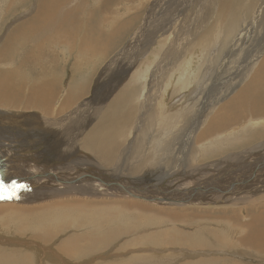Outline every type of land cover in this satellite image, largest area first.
Segmentation results:
<instances>
[{
  "label": "bare ground",
  "instance_id": "6f19581e",
  "mask_svg": "<svg viewBox=\"0 0 264 264\" xmlns=\"http://www.w3.org/2000/svg\"><path fill=\"white\" fill-rule=\"evenodd\" d=\"M143 1L83 0V8L67 10L72 0H39L33 19L14 29L0 54L7 57L17 46L33 41L36 50L27 53L23 60L25 64L29 62L31 67L46 66L51 61L55 63L58 60L54 49L57 44L77 46L81 54H91L99 58L128 34L139 18L138 10ZM246 1H212V5L216 6L214 16L217 23L227 18V24L230 23L231 13L238 9L246 8L249 13L245 9L246 16L244 21L242 20L241 29L235 33L238 34L236 44L232 45L228 52L204 55L203 61L209 66H205L195 77L199 81L207 82L192 90L187 87V83H182L174 90V93L186 90L185 95L191 96L188 101L195 100L200 106L193 110L184 108L183 111H178L183 113L180 116L168 107L170 117L167 118V124L172 128L181 129L184 126L189 130L178 134L164 132L158 137L155 142L165 144L154 147V152L160 154H153L163 161L154 158L152 153H149L147 158L146 152L144 153L146 145L138 146L139 150L134 151L132 146L137 140L132 144L133 139L121 151L118 141L119 133L123 129L137 123L140 127L146 116L160 112L163 96L170 87L167 83L163 84V78L170 76L169 67L164 68L161 64L159 69L155 70V73L159 72L161 75L159 83L152 81L146 86L153 94L146 92V100L142 101V88L139 86L141 84L130 72L121 83L101 86L106 79L116 74L107 72V69L110 70L111 65L116 63L113 59L109 60L94 79L96 90L99 86L103 87L99 95L95 91L97 94L85 97L83 90H87V87L78 86V91L68 93L64 102L56 104L55 107L50 106V100L53 99V91L58 88L59 82L44 80L39 84L37 81L32 84V77L22 74V66L0 70V105L31 110L33 113L30 120L38 126L31 125L36 140L29 148H20L16 162H12V158L10 163L5 159L2 161L0 177H5L6 183L26 185L27 188L17 192L16 195L21 198L18 203L11 202L15 198L0 201V213H3L0 216V228L16 225L24 228L39 227L44 230L42 237L45 243L42 246L50 248L54 242L51 238L57 236L56 231L65 232L67 227H78L75 225L80 221L77 216L83 215V210L87 212L84 217L94 218V215L98 216V210L104 208L113 220L106 223L104 219H100L103 218L99 217L100 215L95 216L96 219L93 220L94 224H101L100 230L105 234L97 239H89L72 232L65 233L60 236L63 242L62 253L67 251L74 256L72 252L80 254L83 248V252L86 251L83 257H87L94 249L116 245L114 241L122 235H131L141 229L140 225L134 223V219H146V227L155 228L148 231L149 235L144 236L149 237V240L141 237L147 231L141 232L142 235L136 232V239L133 237L135 241L140 244L141 241L146 244L151 242L150 245L160 249L171 246L175 249L167 251L172 254L166 252L161 254L164 257H150L152 253L147 256V253L140 251L141 248H137L140 253H131L127 261L118 256L121 259H107L101 264H210L212 261L217 264H246L249 257L264 259V0H250L249 4ZM196 3L197 0H186L183 4H173L174 7L180 8L173 11H188L191 5ZM210 13L203 14V18L197 20L198 26L194 25V37L190 38L195 47L203 42L208 32L205 27L206 18L212 19ZM250 14L256 15L252 17V21L249 19ZM62 15L70 17L74 22L72 33L61 29L51 30ZM259 17L261 20L256 23ZM78 18L91 20H83V27L79 28L81 22ZM162 20L161 18L160 21ZM143 25L139 27L141 30L149 26ZM105 26H110L109 34H104ZM218 28L220 34L224 33L226 38L231 37L230 27ZM140 29L136 31L137 34L133 33L124 49L114 56L116 61L121 58L122 53L121 61L125 66L136 62L138 58L144 59L149 43L142 40L144 37ZM171 29V25L167 24L162 31ZM154 30L155 35L161 29L155 26ZM189 32L187 29V34ZM80 34L83 35L81 44ZM174 38L177 40L179 37ZM175 42H171L172 48H169H174L171 52L179 54V41ZM191 42L187 39L189 48L192 47ZM206 42L209 43L208 49L214 50L211 37L207 36ZM45 51L52 55L41 60ZM132 52L134 53L130 54ZM169 52L170 50L166 49V59L160 62L171 63L170 56L173 54ZM210 58L216 66L206 60ZM219 59L222 67L217 63ZM146 63L149 64L150 60L142 61L140 65L146 66ZM224 66L231 67L230 70L235 74L226 77ZM20 76L23 79H20ZM189 79L187 81H190ZM74 88L75 86L70 89ZM52 110L53 114H61V118L55 117L56 115L50 118ZM143 111L146 112L140 118ZM96 116L101 117L99 123L89 126L83 133L80 123L94 122L97 120ZM51 125H54L55 134L48 133V127ZM253 130L256 131L251 133ZM73 133L76 134L72 137ZM147 137L144 135L143 139ZM82 138L83 147L89 152L86 153L89 161L93 157L90 152H93L101 167L117 160L115 166L95 168L97 162L94 161L90 162L95 163L94 167L88 165L85 162L86 151L76 144ZM240 142L244 144L240 145ZM0 144L10 146L11 142L0 140ZM71 146H78L82 151H71ZM58 148H64V151ZM55 149L59 150L55 155H59H54L51 160L58 159L61 165L69 163L67 166L58 168L57 160L56 163L50 162L52 165L47 161L38 164L30 154L31 151L50 155ZM23 155L26 157L23 158ZM83 155L85 158L82 159ZM64 159L69 162L66 163ZM174 159H177L178 163H174ZM131 161L132 169H129ZM136 176L137 179L132 182V178ZM111 196L121 199L113 200ZM100 212L103 213L101 210ZM82 215L80 218L84 219ZM71 216L76 217L78 221H72ZM13 222L14 224H11ZM215 242L229 249L236 243L240 249L227 250L224 255H202L201 251L195 250L212 248ZM181 248L185 249L179 250ZM31 257L34 260V256ZM93 259L94 257L91 261ZM98 261L96 259L95 263Z\"/></svg>",
  "mask_w": 264,
  "mask_h": 264
},
{
  "label": "rangeland",
  "instance_id": "374dc122",
  "mask_svg": "<svg viewBox=\"0 0 264 264\" xmlns=\"http://www.w3.org/2000/svg\"><path fill=\"white\" fill-rule=\"evenodd\" d=\"M207 1L208 2L206 3V0H197L196 4L191 5L190 10L185 11L184 9H182L180 12H178V11H173V9L180 10V8L176 6L175 8L173 4H179V3L183 4V2H186V0H180V1L179 0H144L143 3L141 4V7L138 10L139 18H137V21L134 22V24L131 26V29L128 32V34L124 38L122 37L123 39L121 38V40L113 47V49H111L110 51H108L110 48L107 49L108 52L106 51L107 53H105L104 55H101L99 58L93 57L91 56V54H81L80 50H77L76 48L77 46L74 47L73 45L68 46L64 44L63 45L57 44L56 47H54V49H56L55 51L58 55L57 56L58 60L55 63L54 61H51L46 66L38 65V67L35 68V67L29 66L28 65L29 62H27L26 64L23 62L24 58L27 56V53H29L31 50H36L34 42L28 41L27 43H24L23 46H20V45L17 46L15 48V51L13 50L10 53V55L7 57H2L0 54V70H5L9 68H17L19 66L20 67L22 66L21 67L22 74L25 76L28 75L29 77H32L31 78L32 84H35V81H37L39 84L43 82L44 80H53V81L59 82L58 88L55 91H53L54 97L52 100H50V106L55 107L56 104L60 105L64 102L65 97L66 95H68V93L78 91V86H82V87L86 86L87 90H83L84 94H86L85 97H92L93 94L98 93L97 95H99L102 92L103 87L104 86L106 87L110 83L114 84V83H119V82L121 83L125 81L129 72L131 73L130 75H132L137 80V82L141 84L139 85L142 88V90L140 91L141 92L140 96H141V100L144 101V99L146 100V92L149 91V89L146 88V86H149L152 81H156L159 83L158 79L161 78L160 73L159 72L155 73V70L159 69L161 64H163L164 68L169 67L168 73L171 71V73H169L170 76L166 78L162 77L163 84L167 83L169 84L168 86L170 87L165 92L166 94H164L163 96V102L161 103L160 112L158 114L154 113L150 116H146L145 120L142 122L140 127L137 123V124H134L133 126L126 127L125 129H123V131L119 133L118 142L120 143V146H121L120 151L121 149L125 148L126 144L131 143V141L134 139L132 144L134 143V141L137 140L136 144H133L132 146L134 148L133 149L134 151L139 150L138 146L145 147L146 145L147 148L146 150H144V153L146 152L147 155L146 154L145 155L147 158L150 155L149 153H152V154L154 153L158 155L160 153L156 151L154 152V147L163 146L165 143H156L155 141H157L158 137H160L164 132L178 134L180 132L185 133L189 130V128H185L184 126L181 129L172 128L167 124V118L170 117V114L168 113V107H169V110H175L174 113H176L177 116H180V115H183V113H180L178 111H183L184 108L193 110V108L200 106L199 104L195 102V100L188 101L189 99H191V96L185 95L186 90H183V91L181 90L178 93H174V90L177 89V87H179L182 83L183 84L187 83V87L192 90L196 86L202 87L207 82V80L199 81V79L195 77L198 72H200L202 69H204L205 66L208 65L207 63H204L203 61L204 55L205 54L207 55L209 53L217 54L220 51L222 53L228 52L230 50V47L236 44V38L238 37V34H235V33L240 31L242 20L246 16L245 14L246 8H242V9H238L237 11H233L231 13L230 23L227 24L228 18L222 19L219 23H217V21H215V16H214L216 6L212 5L213 0L211 2H209L210 0H207ZM90 2H92V0H90ZM246 2L247 4H249L250 0H247ZM38 3H39V0H0V51H2L1 48L4 49L6 47V44L9 41V37L12 35L14 29L16 30V28L20 24L24 23L25 21L29 19L30 20L33 19V16L35 15L37 11ZM71 3L72 4L66 8L67 10H73L75 8L77 10L79 8H83V0H72ZM160 7L161 9H158ZM246 10L249 13V10L248 9ZM208 12H211L210 16L212 17V19L206 18L207 24L205 28H206V32L207 31L208 32L204 36L203 42H200L199 45L195 47L193 42H191V39L194 37L193 36L194 30H196V27L194 28V25L198 26L197 20L203 18V14H207ZM255 16L256 15L250 14L249 19H251L252 21V19ZM145 17H147L148 19ZM161 18L163 19L162 20L163 22L160 21ZM98 19L107 20L108 18L107 19L98 18ZM83 20L90 21L91 19L90 18H83V19L78 18V21L81 22V25L79 26V28L83 27ZM260 20H261V17H259L256 20V23H259ZM189 22L190 24H188ZM167 24L171 25V28H172L171 31H162L163 27ZM141 25H143V27H147L149 25L147 28H144V30H146L145 33H144V30H141L139 28ZM73 26H74V22L70 19V17L62 15V17L61 18L59 17V19L55 22L51 30L61 29L64 32L72 33ZM155 26L157 27V29H161L160 30L161 32L159 31L154 35V31H156L154 30ZM218 26H223V28L230 27V31L232 33L231 37L226 38L224 36V33L220 34L219 33L220 28H218ZM139 29L142 31L141 33L142 37H144L142 38V40H145V42L147 41V43H149V46L147 49L148 52L146 54L147 56L145 55L144 59L142 60H141L142 57L138 58L136 62L126 64L125 66V63L121 61V58H123L122 56L123 53L121 54V58L118 61H116L114 56L120 53L122 49H124V46L128 44L127 42H130L129 40L131 36H133V33H136V31ZM187 29L190 30L188 34H187ZM103 30H104V34L106 33L109 34L110 26H105ZM120 36L121 35H119V37ZM174 36L179 37L178 38L179 40L178 39L176 40ZM207 36L211 37L212 47L214 49L212 51L208 49L209 43L206 42ZM79 37H80L79 44H81L83 41V35L80 34ZM174 39L176 40V42L179 41L178 50L180 51L179 54H182V55H179L177 53L174 54L173 52H171L174 50V48L170 49L172 48L171 47L172 43L175 42ZM187 39L190 40L191 42L190 45H192V47L190 48L188 47ZM166 49H169L170 50L169 53L173 54L170 56V59H172V61L170 60L171 63L160 62L163 59H166L165 58ZM133 53L134 52L130 54H133ZM43 55L44 57L41 58V60H45L47 56L49 55L51 56L52 54L48 51H45L43 52ZM112 59L116 63L113 64L114 67L111 65L110 70L107 69V72L108 71L111 73L114 72L116 74L113 77L106 79L105 83L101 85L103 87L99 86L100 88L96 90L97 87L95 85L94 79L98 77L100 71L104 68L106 63ZM211 59L212 58L206 59V60H208L210 64L216 66V63H212ZM149 60H150V63L149 64L146 63L145 64L146 66L140 65L142 61L149 62ZM220 61L221 59H219L217 63H219L220 64L219 66L222 67L223 65H221ZM225 69H226V73H224V75L226 77L232 76L235 74V73H232V71L230 70L231 67H225ZM187 74H190V75H187ZM190 76H191V79H189ZM20 79H23V78L20 76ZM188 79L190 81H187ZM74 86L75 88L71 90L70 88ZM95 91H97V93ZM149 92L151 93V95L153 94L152 91H149ZM37 105H40V104H37ZM145 112L146 111H143V113L140 114V118H142ZM32 113L33 112L31 110H28L26 108H13V107L0 105V140H6L8 142H11L10 146L0 144V171H2L3 159L8 160V162L10 163L11 158H12V162H16L17 156L19 155V152H20V148H22L23 146L29 148L31 145L34 144L36 140V136L31 127L32 126L38 127V126L36 125V122L34 121L31 122L30 120ZM51 113L52 114L50 115V118L55 115H56L55 117L61 118V114H53L54 110H52ZM20 115H23V116L20 117ZM84 115L86 116L85 113ZM96 118H97L96 121L91 122L89 124L85 122L80 123L79 126L80 127L83 126V133L87 131V128L89 126H93L94 124L99 123V121L101 120V117L96 116ZM177 118L178 117H176V119ZM255 131L256 130H253L250 132L253 133ZM48 133L55 134L54 125H51L48 127ZM75 134L76 133H73L72 137ZM59 135H61L60 132H59ZM144 135L148 136L147 139L145 140L143 139ZM58 137L61 138V136H58ZM71 142H73V139ZM76 144L80 146L83 149V151H86L84 152L86 158L83 155L82 159L85 158L86 159L85 162H87L88 165L94 167L95 163H90L94 161V162H97L96 163L97 166L95 168L101 167L99 165L100 161L96 158L93 152H90L91 154H93V157L91 158V160L89 161L87 159L88 156L86 155V153H89V152L83 147V138L77 141ZM241 144H244V142H240V145ZM78 146L75 148L71 146L70 147L71 151H75V152L82 151L80 147ZM58 149H60L61 151L62 150L64 151V148H58ZM58 149H55L56 151L51 152L50 155H46L44 153L31 152V151H30V154L33 155V157L35 158V162L38 164H40L41 162L47 161L49 165H52L51 163L52 162L56 163V160H57L56 166H58V168L62 166H67L69 163L68 164L63 163L61 165L59 164L61 163V161H59L58 159L54 161L51 160V158H53V156L55 155V152L59 151ZM67 151H70V150H67ZM154 154H153L154 158L156 159L158 158L160 159L159 161H163L162 158H159V156L154 155ZM58 155H55V156L58 157ZM22 157L25 158L26 155H23ZM73 157L77 158L76 156H73ZM65 160H66V163L69 162L67 159H64L63 161ZM116 161L117 160L113 161L112 164H109L108 166L103 165L104 167H101V168L113 167L115 166ZM165 163H166V160H164V164ZM174 163H178V160L174 159ZM49 169L55 170L56 168H49ZM129 169H132V161H131ZM51 172L52 171H50V173ZM139 177L141 176H138V178ZM134 179H137V176L132 178V182H134L133 181ZM111 197L113 198V200L121 199V198H118V196L117 197L111 196ZM98 199L103 200V201L106 200L104 198H98ZM3 200H0V201H3ZM20 200L21 198H15V200L11 202L18 203ZM103 209L104 208L100 210L104 214L103 213L101 214L100 210H98L99 212H97L96 214H98V216L100 215L99 217H103L100 219L102 220L104 219L106 223H108L107 221H111L113 220V218H111L110 213H109L110 215H107L108 212L106 213V210L105 209L103 210ZM70 210L71 209L69 208V212ZM83 212L84 214L83 215L80 214V215H82V217L87 216L86 215L87 212L85 210H83ZM2 214L3 213H0V216ZM80 215L77 216V218L80 219V221H78V219L74 216L70 217L72 221L79 222V223L76 222L78 224H75L78 227L76 228L72 226L67 227L65 232L56 231L57 236H55L54 238H51V240H54V242L50 245L51 246L50 248H46V246H42L45 243V240L42 237V235L44 234V230H41L39 227H36V228L25 227L24 228L19 225H16L13 227L11 226L2 227L0 228V251H6L7 248H10V249L16 248V249L26 250L28 251V253L34 254V257H33L34 262L31 264H101V263H105V261L103 262V260H107V259L117 260V258L119 260L121 259V257H122L121 260L125 259L127 261L129 260V255H131V253L138 254L140 253V251L147 253L146 254L147 256H150L152 253V256L150 257H153V255L164 257L161 254L166 253V252L169 254H172L171 251H167V250L175 249L171 246L160 249L159 247L150 245L151 242H148L147 244L143 243L142 241H141V244L140 242H136L135 241L136 237H134L136 232H138V235H142V233L147 231L145 232L146 234L144 233L141 236L143 238L144 236L149 235L148 231L153 230L155 226L146 227V223H145L146 219H141L139 221L134 219V223L136 225L137 224L140 225L141 229L132 232L131 235L129 234H125L124 236L122 235L121 237H119V239H117L118 241L117 240L114 241L115 242L114 244L116 245H111V246L108 245L100 249H94L93 251H91L93 253L89 254V256L87 257H83V253L84 254L86 253V251L83 252V248L80 251V254L76 252H72L74 253V256L66 252L60 254L61 251H59V246L63 243L60 236H62L65 233L72 232L73 234H79L80 236H82V238L83 236H87L89 239H97L98 237L103 236L105 234L104 231L100 230L101 224H94L93 219H96V217L98 216L94 215V218L84 217V219H82L80 218ZM105 218H108V219H105ZM87 219H89V221H91L93 224L87 221ZM15 223L18 224V221H16ZM11 224H14V222ZM145 238L149 240V237H144V239ZM148 240H145V241H148ZM232 242H234L233 236H232ZM123 243L124 245H122ZM137 248L138 249L141 248L140 251H138ZM184 249L185 248H181L179 250H184ZM239 249L240 248L237 246L236 243H233L232 248L229 249L227 247H223L218 242L213 243L212 248H195V250L201 251L202 255H212V254L224 255L225 251L227 250H232V251L237 250L238 251ZM205 252H208V253H205ZM54 253H56L57 255L63 256L61 258V261L59 260L58 257L56 258L52 255ZM91 255L94 257L93 259L94 261L93 260L91 261V259L93 258V257H90ZM95 255H97V257H95ZM118 256H121V257L119 258ZM95 258L99 260L96 263H95V260H96ZM258 259L259 258L249 257L246 264H264V259H262L261 263L258 261ZM2 263L3 262L0 261V264ZM210 264H217V262L212 261Z\"/></svg>",
  "mask_w": 264,
  "mask_h": 264
},
{
  "label": "crops",
  "instance_id": "0c3cea01",
  "mask_svg": "<svg viewBox=\"0 0 264 264\" xmlns=\"http://www.w3.org/2000/svg\"><path fill=\"white\" fill-rule=\"evenodd\" d=\"M63 243L59 246V251L60 254L63 251L62 248ZM66 253L70 254V252ZM32 256H34L33 253H28V251L26 250H22V249H16V248H7L6 251H0V261H2V264H31L34 262V260L32 259ZM54 257H58L59 260L61 261V255H57L56 253L52 254ZM22 259V260H21ZM23 260H27V263H24ZM258 261L261 263L262 262V258H259ZM30 262V263H29Z\"/></svg>",
  "mask_w": 264,
  "mask_h": 264
},
{
  "label": "snow or ice",
  "instance_id": "6c2138e0",
  "mask_svg": "<svg viewBox=\"0 0 264 264\" xmlns=\"http://www.w3.org/2000/svg\"><path fill=\"white\" fill-rule=\"evenodd\" d=\"M5 177H0V200L19 198L16 194L21 189H26V185L16 183H6Z\"/></svg>",
  "mask_w": 264,
  "mask_h": 264
}]
</instances>
